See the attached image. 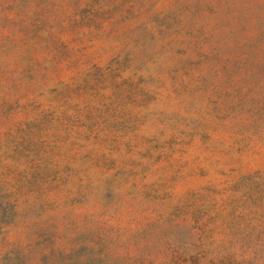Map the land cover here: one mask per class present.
Listing matches in <instances>:
<instances>
[{"label": "rangeland", "instance_id": "374dc122", "mask_svg": "<svg viewBox=\"0 0 264 264\" xmlns=\"http://www.w3.org/2000/svg\"><path fill=\"white\" fill-rule=\"evenodd\" d=\"M0 264H264V0H0Z\"/></svg>", "mask_w": 264, "mask_h": 264}]
</instances>
